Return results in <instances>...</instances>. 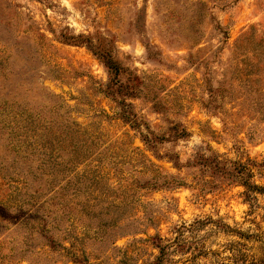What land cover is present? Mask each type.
<instances>
[{
    "label": "rangeland",
    "instance_id": "rangeland-1",
    "mask_svg": "<svg viewBox=\"0 0 264 264\" xmlns=\"http://www.w3.org/2000/svg\"><path fill=\"white\" fill-rule=\"evenodd\" d=\"M263 163L264 0H0V264L264 261Z\"/></svg>",
    "mask_w": 264,
    "mask_h": 264
},
{
    "label": "trees",
    "instance_id": "trees-1",
    "mask_svg": "<svg viewBox=\"0 0 264 264\" xmlns=\"http://www.w3.org/2000/svg\"><path fill=\"white\" fill-rule=\"evenodd\" d=\"M102 62L110 73L115 74L117 76L120 75V70H118L117 64L111 59L110 55L106 54L105 56H103ZM173 136L176 139H184V138L188 137V133L185 132L184 130H181L179 133H174ZM157 139H158V137L148 138V137L143 136L144 144L150 149L153 148L152 144ZM159 140H163V138L160 137ZM260 166L262 168H264V163ZM232 171L235 173L236 177L238 176V183L244 188V190H245L244 196H245V198H247V200H249L253 194H264V187H258L256 185H254L253 183H251L250 179L252 178V173L247 166L233 164ZM201 224L203 225V224H205V222L204 223L203 222L202 223L195 222L194 225H201ZM180 229L184 230L186 228L184 226H182ZM180 229H178L176 231L175 242L177 241L176 244L178 247V249H177L178 252L185 255L188 252H190V249H189V247H186L185 242H182V243L179 242L180 237L182 235ZM237 245L240 246L239 243H236V246ZM171 247H172V245H170V244H159L156 246V248L158 249L159 255L156 258L155 264H165L164 258L167 255V252L169 251V249ZM186 250H189V251H186ZM232 250H234V249H232ZM231 252H233L232 256L230 258H228L227 263L220 262L218 264H248L247 263L248 260L246 259L245 255H240L241 253L235 254L234 251H231ZM192 254H193L192 257L189 260H186V261L182 262L181 264H198L196 262V258L198 256H202L203 254H205V252L202 251L200 248H196L193 250ZM249 264H264V261L252 260L251 263H249Z\"/></svg>",
    "mask_w": 264,
    "mask_h": 264
}]
</instances>
